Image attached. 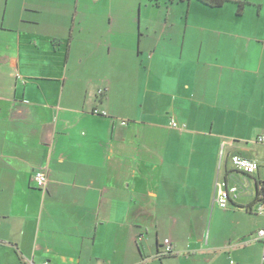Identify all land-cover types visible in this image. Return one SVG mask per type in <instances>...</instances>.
Returning <instances> with one entry per match:
<instances>
[{
    "label": "crops",
    "instance_id": "1",
    "mask_svg": "<svg viewBox=\"0 0 264 264\" xmlns=\"http://www.w3.org/2000/svg\"><path fill=\"white\" fill-rule=\"evenodd\" d=\"M228 1L0 0V264H263L238 239L264 224L200 230L222 184L242 191L224 210L264 217L247 149L264 145L249 140L264 69L245 31L264 0ZM166 239L176 254L159 257Z\"/></svg>",
    "mask_w": 264,
    "mask_h": 264
},
{
    "label": "rangeland",
    "instance_id": "2",
    "mask_svg": "<svg viewBox=\"0 0 264 264\" xmlns=\"http://www.w3.org/2000/svg\"><path fill=\"white\" fill-rule=\"evenodd\" d=\"M154 3V2H153ZM246 7V15L245 22L249 23V26L245 27L246 35L248 37L251 36L254 39L253 40L256 43H251L249 47V54L252 60V63H254L255 67H253L251 70L253 72H257V68H259L260 64L263 65L264 69V56L261 57L262 54H264V28L263 32H256L251 29L252 20L260 17L264 21V7L256 6H245ZM236 8V7H234ZM237 9L234 11V16L237 17L236 12ZM250 20H249V18ZM240 18V17H239ZM258 38H262L263 40H260V42L255 41L259 40ZM257 65V68H256ZM252 77V76H251ZM255 135H253L249 140L255 141L259 136H264V127L259 128L255 130ZM236 144H239L238 142ZM241 146H244L245 144H240ZM247 149H249V156L251 158H258L260 161V164L264 166V145L261 144H253L249 146ZM232 163V162H231ZM230 166H232L230 164ZM247 194H249L247 192ZM237 210V209H236ZM238 211V210H237ZM232 212V211H231ZM236 216H235V215ZM242 222L245 224V226L239 227L237 224L238 222ZM264 224V217H258L253 214L246 213L245 210H243V213L241 212H228L227 210L221 209L220 207L216 206L215 208L210 209L209 214L207 215V219L205 222H203L200 230L204 232L205 234V242L207 239L211 238L213 239V236L216 232L225 231V232H235V230L243 229V230H257V226ZM259 231V230H258ZM257 231V233H258ZM251 234V237H248L246 240H240L238 239V242H247L252 239H256V235ZM255 236V237H254ZM176 254V252H175ZM227 264H238L237 258L235 256H232L231 258H228L226 261Z\"/></svg>",
    "mask_w": 264,
    "mask_h": 264
},
{
    "label": "built area",
    "instance_id": "3",
    "mask_svg": "<svg viewBox=\"0 0 264 264\" xmlns=\"http://www.w3.org/2000/svg\"><path fill=\"white\" fill-rule=\"evenodd\" d=\"M170 125L174 129L179 128L178 124L174 120L171 121ZM258 141L263 143L264 136L260 137ZM231 162L235 171L241 172L248 176L255 175L260 168L258 162L244 158L239 155H234L231 159ZM33 181L39 190L44 192L46 191L49 180H48V175L45 172L42 171L36 172L33 176ZM263 191H264V187H263ZM241 195H242V191L240 187L238 186L227 187L226 184H222L216 196L215 202L216 205L221 209H227L230 202L238 200L241 197ZM256 213L258 215L264 216V196L262 199L258 201V204L256 206ZM256 241L260 242L263 245V249H264V229L258 231L256 235ZM170 255H175V250L173 248L172 242L169 239H166L162 244V251L159 252L158 256L165 257ZM263 264H264V257H263Z\"/></svg>",
    "mask_w": 264,
    "mask_h": 264
},
{
    "label": "trees",
    "instance_id": "4",
    "mask_svg": "<svg viewBox=\"0 0 264 264\" xmlns=\"http://www.w3.org/2000/svg\"><path fill=\"white\" fill-rule=\"evenodd\" d=\"M196 1H198L199 3H201L202 5H204L206 7L213 8V9L222 8L225 4L230 2L228 0H196ZM248 4L249 3H247V2H245V3L236 2L237 8H238L237 9L238 16H241V13L244 9V6L248 5ZM257 204H256V206H257ZM170 256H172V255H170ZM165 257H168V256H165Z\"/></svg>",
    "mask_w": 264,
    "mask_h": 264
}]
</instances>
